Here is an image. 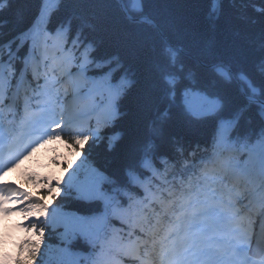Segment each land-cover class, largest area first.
<instances>
[{
	"label": "trees",
	"instance_id": "16d2710c",
	"mask_svg": "<svg viewBox=\"0 0 264 264\" xmlns=\"http://www.w3.org/2000/svg\"><path fill=\"white\" fill-rule=\"evenodd\" d=\"M121 1L128 17L122 12L118 0H63L48 27L55 33L58 25L71 21L74 30H81L82 42L90 40L95 44L96 52L93 55L97 59L119 56L123 68L113 74L112 83L118 84L125 71L128 79L133 81L125 89L127 97L117 102L121 111L133 107L142 84L144 67L154 59V48L159 51L163 41L177 49L178 62L173 72L176 97L174 101L168 97L165 102L172 103L173 110L180 113L186 109L185 92H195L207 95L208 98L219 96L224 102V108L217 116L199 121L187 115L179 116L173 128L177 139L149 152L147 156L138 152L135 157H130L126 147L127 136L117 141L116 148L109 151V138L117 132L127 131L123 119L108 122L99 138L91 147L85 146L84 152H77L79 146L70 152H67L69 148L67 151L62 149L59 160L62 163L61 170L69 171L73 182L81 179L88 169L99 174L100 192L112 201L106 223L95 231L97 239L94 243L78 237L72 230H68V236H65L63 227H45L42 241L34 232L35 237L28 241L25 255L19 264H86L90 254L100 252L103 245L98 237L102 233L111 238L113 229H119V235L125 239L129 232V227L121 222L119 215L113 213L112 206L123 210L133 205L135 212L142 208L147 216L141 220V225L156 232V221L164 222L168 206L173 209L175 205L168 202L169 198L164 192L177 188L181 182L183 186L188 183L190 174L197 173L200 160L210 154L223 152L225 158L241 167L246 177L254 179L257 173L255 170L264 157V120L260 115L264 110V92L252 94L237 75L242 59L241 48L247 41L255 40L256 34L264 29V13L255 11L253 7H264V0H221L218 12L212 11L213 0ZM0 2H3L0 8V21L3 22L0 27V53L4 58V53L9 50L8 43L11 42V51L16 48L19 34L27 30L37 17L42 0ZM150 22L156 28L149 25ZM68 47L76 49V57L82 50V45L76 48L69 44ZM23 50L24 47L18 54H22ZM256 54L259 55L258 52ZM116 63L113 60L112 65ZM180 63L184 65L183 71L179 69ZM10 65H14L17 75L20 61L13 58ZM104 67L107 65L97 68L92 63L89 71L94 77H99ZM189 71L193 73L191 78L188 76ZM224 73L235 76L242 90L232 76L229 82ZM249 95H253L250 102L247 100ZM240 103L248 104L247 115L250 118L242 121L239 126L229 125L227 122L231 112ZM221 120L225 122L224 136L218 141L216 130ZM177 143L181 146L180 150L175 148ZM229 152L231 154H227ZM248 154L252 155L251 161L247 160ZM162 156L167 163L162 162ZM144 159L149 161L150 167L144 166ZM259 179L255 177L256 181ZM135 180H144L146 188H138ZM163 189L159 202L144 205L149 190L159 194ZM253 194V191L249 193L250 196ZM37 197L58 211L88 217L104 214L102 200L84 202L77 198L74 187L64 186L55 193L40 191ZM163 202L165 208H162ZM136 234L140 235L138 230ZM34 244L39 245V251L35 260H30L29 253Z\"/></svg>",
	"mask_w": 264,
	"mask_h": 264
},
{
	"label": "snow or ice",
	"instance_id": "6c2138e0",
	"mask_svg": "<svg viewBox=\"0 0 264 264\" xmlns=\"http://www.w3.org/2000/svg\"><path fill=\"white\" fill-rule=\"evenodd\" d=\"M62 3L63 0H42L40 10L33 23L27 30L19 34L21 45L25 39L30 37L33 48L42 46L45 52L59 48L64 53L62 60H66L69 66L76 60V49L69 48L68 45H75L76 48H80L82 45V50L79 51L81 59L78 84L83 82L84 72L88 65L95 63L97 68L107 65V67L102 68L99 77L92 81L93 87L108 94L109 107L104 114L105 119L109 122L123 119L127 124L126 132H117L109 138V151H113L117 146L116 142L127 136L126 147L130 157H135L138 152H142L147 156L149 152L166 146L177 139L173 133V128L179 116L187 115L199 121L207 117L217 116L218 112L224 108V102L219 96L209 99L205 95L203 99L208 105L206 108L193 110L191 107H187L180 113L173 110L172 103L165 102L168 97H171L173 101L176 97L174 90L176 79L173 72L178 62L177 49L169 45L167 41H163L159 51L154 48V59L144 67L142 84L133 107L121 111L117 102L127 97L128 93L125 89L133 81L128 79L127 71H125L120 76L119 83L113 85V74L118 69L123 68L119 56H112L103 60L97 59L93 55L96 52L95 44L90 40L82 42L80 40L81 30H74L71 21L64 25H58L55 29V35H52V30L49 29L48 25L51 23L52 16L59 11ZM220 3L221 0H213L214 7L212 11L218 12ZM2 7L3 2H0V8ZM253 7L255 11L264 13V7L259 5H253ZM2 24L3 22L0 21V27H2ZM49 41H51V44H49ZM8 47L11 50V42L8 43ZM257 52L259 55L256 54ZM241 54L242 59L239 62L237 71L240 81L247 89H250L252 94L264 92V29L256 34L255 40L247 41V44L241 48ZM113 60L117 61L115 66L112 65ZM25 63H27V59ZM6 68L9 75L15 76L14 65H5L2 56H0V102L3 101L4 86L7 82ZM179 69L184 70L183 63L179 64ZM224 75L231 82V76L228 73H224ZM188 76L191 78L193 73L189 71ZM185 95H187V92H185ZM247 100L252 101L253 95H249ZM262 109H264V106H262ZM248 111L249 106L247 103L236 105L227 123L239 126L242 121L250 118L247 115ZM260 115L264 116V110ZM219 123L220 127L216 130L218 141L223 139L225 122L221 120ZM59 127L58 136L60 138L68 136L67 144L73 149H77L79 146L80 150L77 152H84L85 146L91 147L92 143L99 138L96 134L88 135L82 131H72L69 125L64 123H61ZM50 135H57V132L54 130ZM42 138L39 137L23 144L17 140L13 144L6 145L3 136L0 135V154H3L6 149L9 156H11L13 151H19L22 145L23 151H19V155L10 160L11 166L15 167L22 158L26 157L29 149H33V145L38 144ZM175 148L180 150L179 143L175 145ZM161 160L167 163L163 156ZM143 163L145 167H150L147 159H144ZM93 176H99V174L93 170ZM66 183L68 188L75 187L77 198L80 200L86 202L102 200L104 214L91 217L77 216L72 220L68 214L57 213L55 209L49 210L39 199H33L27 193L20 192L7 185L0 186V196L5 198V203H10L12 201L8 197L10 194L15 193L16 202H24L16 211L28 217H35L34 221L24 225V227L26 230L35 232L41 241L44 239L45 227L47 226L54 228L57 224H63L65 227L64 235L68 236L70 222L88 220L87 224L81 223L78 230L81 234L87 235L90 242L94 243L95 231H98L106 223L107 211L112 205L111 198L99 191V182L96 180H91L85 185H75L70 173ZM53 187L58 192L62 190V186L56 183L50 185L48 190L51 191ZM253 203L264 210V192L255 193ZM10 211L11 209L5 208L4 214L10 213ZM112 211L114 214L119 215L122 223L130 226L128 236L131 238L124 239L119 235L120 230L114 228L112 237L102 246L92 264H124L125 259L133 261L134 264H165V256H167L168 264H182L184 252L187 251V248L182 243L177 245L174 241L165 243L167 236L158 237L154 229L143 227L140 222L143 218L136 215L133 205H129L128 208L123 210H117L115 206H112ZM137 230L140 235H136ZM217 237L215 241L196 246L197 251L201 253L199 264H264V222H261L258 227L251 220L246 223L237 222L234 226L222 225ZM38 251L39 245H32L29 259L35 260Z\"/></svg>",
	"mask_w": 264,
	"mask_h": 264
},
{
	"label": "rangeland",
	"instance_id": "374dc122",
	"mask_svg": "<svg viewBox=\"0 0 264 264\" xmlns=\"http://www.w3.org/2000/svg\"><path fill=\"white\" fill-rule=\"evenodd\" d=\"M60 55L64 56V53L61 50H60ZM79 63L75 67H76V70H78V72L80 73ZM66 67L69 69V64L68 63L66 64ZM66 75H68V74L61 75L64 78H62V80L60 79L61 82L59 84H57V87H59L60 85L68 86L67 84H64V80L66 78H69V77H76V73L75 74L74 73H69L68 76H66ZM91 86L93 87V84H91ZM80 87H84V80L81 83ZM68 88H70V91L73 92V89H71V87L68 86ZM87 91H89V90H85L84 89L80 93L87 95V93H88ZM106 94H107V92H106ZM107 96H106V99L103 102V105H102L103 107L98 110V112L100 114V117H104V119H102V121L103 120L105 121V115L104 114L108 110V106H107V103H108ZM68 97H70V96H68ZM203 97L204 96L201 95V94H198V93H195V92H188L187 95L184 96V105H185L186 108L187 107H191V109H193V110H202V109H204V108H206L208 106L207 103H206V101L203 99ZM64 98H65V96H64ZM91 104H92L91 103V100H89L88 102H86V105H83L82 107L87 108L89 110V108L91 107ZM64 105L65 106L66 105L70 106L71 103L68 101V103L66 102V104H65V102H64ZM97 124H99V125H96L95 128H96V130L98 128L100 130L102 128V126H103L101 124V121L98 120ZM230 171L232 173H234V170H230ZM68 172L69 171H62V170H57V169H53V168L52 169H48V170H43L41 172V175H40L39 180L41 178H45L47 180V183L45 184L47 187L49 186V184H54V183H56L57 185L60 184L61 186H65V185H67L66 181H67V179L69 177V173ZM91 172H92V170L91 169H88L85 172L83 178L79 182H77L76 185H85V184L89 183L91 181V179H93V177L91 178V175H92ZM260 175H262V173H260ZM237 179L242 182V179H239V178H237ZM40 185L41 184H38V186L35 188V190L32 191L33 193L32 192H24V193H27L28 196H30L33 199H39L41 201V203L46 207V205L43 202V200H41L40 198H38L36 196V194H35V191L39 188ZM263 189H264V186L261 185L260 186V191H262ZM52 192L55 193L56 192V189L54 188ZM75 192H76V189H75ZM236 195L239 196V200H238V202H236L234 204V207H237V209L239 210V207L237 205H239L241 203H245L246 204L248 202L247 199L245 198V188L243 187V185H238L237 186V188H236ZM8 199L11 200L12 202L5 203V198H4L3 199V203H4V205H6V206H4V209L5 208L11 209L10 215H9L10 217L9 218L16 219V218L22 217V218H25L26 219L28 216H26L25 214H23V213H21L19 211H16V209L19 208L20 206H22V204L24 202L21 201L20 203H17L16 202L15 193L10 194L9 197H8ZM248 208H250V205H248ZM41 216H43V214H41ZM34 220H35V217H34ZM257 223H258V220H256V224ZM3 225H4V222H0V230L2 229V226ZM62 225L63 224H57V226H62Z\"/></svg>",
	"mask_w": 264,
	"mask_h": 264
},
{
	"label": "bare ground",
	"instance_id": "6f19581e",
	"mask_svg": "<svg viewBox=\"0 0 264 264\" xmlns=\"http://www.w3.org/2000/svg\"><path fill=\"white\" fill-rule=\"evenodd\" d=\"M41 51H42V54L44 55V56H48L49 54H52V53H55V55H57V57H58V59H60V61H65V60H62V55H59V54H56V50H54V49H52V50H50V51H48V52H45V50H44V48L42 47V49H41ZM66 63L64 64V68L65 69H68L67 67H66V64L68 63L67 61H65ZM57 65V64H56ZM71 66H72V64H71ZM71 66H69V69H68V71H69V73H72L71 71H70V68H72L73 69V71L74 70H76V67H75V65H73L72 67ZM69 73H66V74H68L69 75ZM74 74L76 73V77H69V78H66L65 80H64V84H67L69 87H71V89H73V92H72V94H71V96L69 97V98H71L72 100H73V104H74V106L76 107L77 106V108L78 109H80V113H79V118L83 115V113L84 112H87L86 114L88 115V109L87 108H84V107H82L83 105H86V102H88L89 100H90V98H91V96H92V94H81L80 92L83 90V87H80V85H81V83H77V79H78V75H79V72H78V70L77 71H74L73 72ZM68 75H66V76H68ZM83 80H84V78H83ZM83 112V113H82ZM93 118H97L96 120H99V121H101V124L103 125V124H107L109 121H107L106 119H105V121L103 122L102 121V119H104V117H100V114H99V112L97 111L96 113H94L93 114ZM78 121L77 122H79L80 120L79 119H77ZM76 122V123H77ZM98 122V121H97ZM62 161H64L65 163H66V161L65 160H62ZM50 164H52L53 166H51L49 169H56V168H58L59 166V168H60V170H61V168H62V163H60V161L58 160H55V159H51L50 160ZM56 164V165H55ZM58 164H59V166H58ZM62 171H65V170H62ZM6 206V205H5ZM109 240V238H107V241Z\"/></svg>",
	"mask_w": 264,
	"mask_h": 264
},
{
	"label": "water",
	"instance_id": "95a60500",
	"mask_svg": "<svg viewBox=\"0 0 264 264\" xmlns=\"http://www.w3.org/2000/svg\"><path fill=\"white\" fill-rule=\"evenodd\" d=\"M118 2L121 5L122 12L124 13L125 16H127V13H126V10L124 8V5H123L122 1L121 0H118ZM137 21H138V19H137ZM149 25H151L152 27L156 28V25L154 23H152V22H150ZM214 67H217V66H214ZM223 67L226 69V66H223ZM232 78L238 83V80L235 78V76H232ZM239 87H240V90H242L240 85H239Z\"/></svg>",
	"mask_w": 264,
	"mask_h": 264
}]
</instances>
